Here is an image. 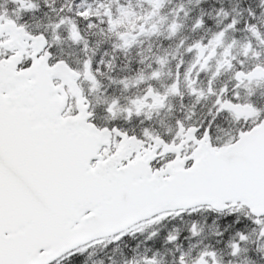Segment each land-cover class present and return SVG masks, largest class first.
Instances as JSON below:
<instances>
[{
    "label": "snow or ice",
    "instance_id": "6c2138e0",
    "mask_svg": "<svg viewBox=\"0 0 264 264\" xmlns=\"http://www.w3.org/2000/svg\"><path fill=\"white\" fill-rule=\"evenodd\" d=\"M0 264H264V0H0Z\"/></svg>",
    "mask_w": 264,
    "mask_h": 264
}]
</instances>
